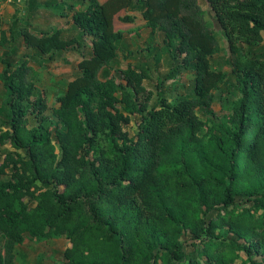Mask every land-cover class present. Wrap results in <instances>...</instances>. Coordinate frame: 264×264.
<instances>
[{
	"label": "trees",
	"instance_id": "16d2710c",
	"mask_svg": "<svg viewBox=\"0 0 264 264\" xmlns=\"http://www.w3.org/2000/svg\"><path fill=\"white\" fill-rule=\"evenodd\" d=\"M26 2L0 27V264L60 238L65 264H264V0H207L228 72L199 0ZM43 9L77 34L37 30ZM123 11L162 35L172 78L191 74L184 94L153 103L144 70L112 69ZM66 51L78 72L53 121L34 64ZM228 84L221 116L211 108Z\"/></svg>",
	"mask_w": 264,
	"mask_h": 264
},
{
	"label": "rangeland",
	"instance_id": "374dc122",
	"mask_svg": "<svg viewBox=\"0 0 264 264\" xmlns=\"http://www.w3.org/2000/svg\"><path fill=\"white\" fill-rule=\"evenodd\" d=\"M27 0L15 1L13 3L0 4V27L7 29L15 17H21L27 12ZM101 3L107 0H99ZM38 4L51 6L58 3L59 0H37ZM201 8L207 14V21L215 30L221 47V52L215 55L214 65L223 68L226 72L230 69L227 66L228 46L223 37L220 25L214 18V14L209 8L207 0H199ZM41 13V14H40ZM39 20L35 24L37 30H51L52 28H62L65 37L76 35L73 30V22L70 19L53 18L52 10H40ZM126 12H121L115 17L114 26L116 31L125 33L120 47L126 54L120 52L118 58L113 62L112 69L124 70L128 65H133L147 74L145 86L154 94V102H157L160 92H163L169 99L184 94L192 85V76L190 73L183 72L177 77L172 78V59L166 52L163 45L162 35L159 32L153 33L146 25V22L140 17L133 24H125L119 20ZM8 52V49L1 50V54ZM130 52V53H129ZM32 51H24L22 54ZM80 57L77 51H66L62 54H56L54 60L49 61V57H43L34 64L38 71L37 85L46 91L49 99V117L54 121L55 117L52 110L57 108L58 98L63 94L67 83L73 78L77 71V61ZM112 71V75L115 72ZM121 78V75H116ZM234 93L233 86L228 84L222 87V92H215V103L211 110L218 115L224 116L231 109V98ZM5 98L4 89L0 83V107ZM205 120V118H203ZM2 150L0 154H4ZM1 246V241H0ZM67 247L65 238L44 241L40 243L27 242L17 249L16 264H65L64 252Z\"/></svg>",
	"mask_w": 264,
	"mask_h": 264
},
{
	"label": "built area",
	"instance_id": "2783aa9c",
	"mask_svg": "<svg viewBox=\"0 0 264 264\" xmlns=\"http://www.w3.org/2000/svg\"><path fill=\"white\" fill-rule=\"evenodd\" d=\"M15 1H20V0H5L4 2H5V3H13V2H15ZM4 2H3V3H4Z\"/></svg>",
	"mask_w": 264,
	"mask_h": 264
},
{
	"label": "crops",
	"instance_id": "0c3cea01",
	"mask_svg": "<svg viewBox=\"0 0 264 264\" xmlns=\"http://www.w3.org/2000/svg\"><path fill=\"white\" fill-rule=\"evenodd\" d=\"M59 2H60V0H59Z\"/></svg>",
	"mask_w": 264,
	"mask_h": 264
}]
</instances>
